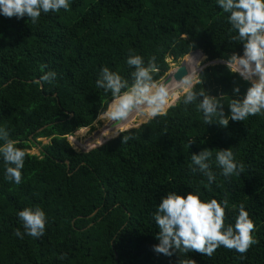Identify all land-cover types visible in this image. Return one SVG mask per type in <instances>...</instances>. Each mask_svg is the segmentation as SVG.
<instances>
[{
  "label": "trees",
  "instance_id": "obj_1",
  "mask_svg": "<svg viewBox=\"0 0 264 264\" xmlns=\"http://www.w3.org/2000/svg\"><path fill=\"white\" fill-rule=\"evenodd\" d=\"M226 15L216 0H70L68 11L41 13L35 24L27 16H0V125L26 153L19 185L4 179L0 161V264H264V116L205 125L194 104L173 98L163 115L95 149L88 151L110 139L104 137L110 126L94 141L84 137L111 102L95 87L101 67L131 83L125 59L132 50L145 63L154 60L157 82L168 70L167 58L174 63L195 50L206 62L242 54ZM49 70L55 79L36 83ZM199 78L196 88L225 94V115L231 99H241L232 88L245 93L249 87L222 64L207 66ZM136 114L119 125L121 131L142 123ZM74 132L78 139L69 144L65 136ZM123 135L131 138L122 142ZM35 147L38 155H30ZM205 148L217 173L210 185L189 167L190 155ZM228 148L243 165L238 176L223 177L215 165V152ZM191 190L204 200H228L225 225L234 223L243 205L257 241L243 259L222 246L211 257L152 251L158 228L151 214L160 198ZM25 207L46 214L39 238L23 235L16 213Z\"/></svg>",
  "mask_w": 264,
  "mask_h": 264
},
{
  "label": "clouds",
  "instance_id": "obj_2",
  "mask_svg": "<svg viewBox=\"0 0 264 264\" xmlns=\"http://www.w3.org/2000/svg\"><path fill=\"white\" fill-rule=\"evenodd\" d=\"M216 4L227 14L226 23L230 26L229 32L233 33L231 41L242 44V54L233 52L223 61L206 62V55L200 50H195L174 63L172 59L167 58L165 61L168 70L156 82L153 75L157 71L154 60L149 58L145 63L141 55L129 50L125 64L132 69L129 73L131 83L106 66L100 68L95 80V87L111 96V102L106 108L102 107L95 117L96 123L103 121L105 125L110 126L106 128L107 135L104 137L114 139L123 131L139 128L151 119L163 115L177 100L184 105L194 104L196 110L202 113L205 125L215 121L220 126H227L229 120L244 121L251 115L264 116V0H216ZM69 6L70 0H0V16L15 17L17 20L27 16L35 24L41 13H56L61 9L68 11ZM192 52L201 54L200 58L192 55ZM187 56L190 63L186 73L175 81V88L179 92H173L169 85L163 82L172 70L170 64L182 65ZM216 64L225 65L230 73L237 74L249 84L245 93H240L239 86L232 88L233 95H239L241 99H231L227 105V115L222 102L225 94L213 96L203 88H196L197 84H201L200 73L207 66ZM55 77L56 73L49 70L44 72L36 83H50ZM170 95L176 100L173 105H170ZM134 112L139 114L142 123L121 131L119 125L127 121ZM74 133L65 136L68 143ZM130 138L131 136L123 135L122 142H127ZM0 142L3 177L6 181L19 185L22 182L21 170L24 168L26 153L15 146V142L9 139L6 127L2 125ZM212 157L213 153L206 148L198 154L190 155L191 172H199L206 177L209 185L215 181L217 175L210 168ZM214 160L220 169L219 175L223 177L238 176L244 171L243 165L235 160L230 148L217 150ZM228 207L226 198L218 202L215 198L204 200L198 192L192 190L183 195L177 191H168L160 198L151 214L158 228L155 234L158 243L152 245V251L164 256L195 251L211 257L214 251L222 246L235 250L241 254L240 259H243V254L249 247L257 243L253 235L254 224L241 205L234 223L225 225V209ZM16 215L24 229L23 235L39 238L45 233L46 214L40 207H25L17 211ZM14 235L22 238L19 229L14 231ZM63 258L61 254L60 259ZM187 264H195V261L189 259Z\"/></svg>",
  "mask_w": 264,
  "mask_h": 264
},
{
  "label": "rangeland",
  "instance_id": "obj_3",
  "mask_svg": "<svg viewBox=\"0 0 264 264\" xmlns=\"http://www.w3.org/2000/svg\"><path fill=\"white\" fill-rule=\"evenodd\" d=\"M189 63H190V58H189V56L185 59V61L183 62V64L185 65V67L187 68L188 67V65H189ZM179 63L178 64H173V65H171L170 64V67L172 68V69H174V68H178L179 67ZM175 71H173V72H171L170 74H169V82L167 83L168 85H169V87H170V89L173 91V92H179V90L178 89H176L175 88V81L173 80V78H172V74L174 73ZM161 82V81H160ZM159 82V83H160ZM158 83V84H159ZM171 100H173V96H171L170 95V97H169V101H171ZM138 114V113H137ZM136 114V115H137ZM105 126V124H104V122L103 121H98L97 123L96 122H94L93 124H92V126H91V128L89 127V128H87V130H86V132L84 133V137L85 138H88V139H90L91 141H94L95 140V138L96 137H94L93 135L96 133V132H98L99 130H101L103 127ZM106 126H109V125H106ZM76 138L77 137V139H78V136L74 133V135L72 136V137H70L69 139H71V138ZM38 141H40L42 144H47V142H48V140H45V139H38ZM73 145H71V147H72ZM72 149L75 151V152H81V150H79V149H77L76 148V146L73 148L72 147ZM38 152H39V148H37V147H35V148H31L29 151H28V153L30 154V155H38ZM87 152V151H86ZM86 152H84V153H86Z\"/></svg>",
  "mask_w": 264,
  "mask_h": 264
},
{
  "label": "water",
  "instance_id": "obj_4",
  "mask_svg": "<svg viewBox=\"0 0 264 264\" xmlns=\"http://www.w3.org/2000/svg\"><path fill=\"white\" fill-rule=\"evenodd\" d=\"M192 53H194V52H192ZM192 53H191V54H192ZM186 69H187V68L185 67L184 64L180 65V66L175 70L174 74H172V78H173V80L176 81L177 79H179L180 75L185 74V73H186ZM168 82H169V76L166 77V79L164 80L163 84H167ZM40 88H42L41 85H40ZM103 131H104V130H103ZM101 132H102V131H98V132H96L93 136H94V137H98L99 134H100ZM110 139H112V138H110ZM110 139H106L104 142H102L101 144H99V145L96 146V147H93V148L89 149L88 151H90V150H92V149H95V148H97V147L103 145L105 142H107V141L110 140ZM88 151H87V152H88Z\"/></svg>",
  "mask_w": 264,
  "mask_h": 264
},
{
  "label": "bare ground",
  "instance_id": "obj_5",
  "mask_svg": "<svg viewBox=\"0 0 264 264\" xmlns=\"http://www.w3.org/2000/svg\"><path fill=\"white\" fill-rule=\"evenodd\" d=\"M186 58H187V57H186ZM186 58H185V59H186ZM175 70H176V69L172 70L171 72H173V71H175ZM171 72H170V73H171Z\"/></svg>",
  "mask_w": 264,
  "mask_h": 264
}]
</instances>
